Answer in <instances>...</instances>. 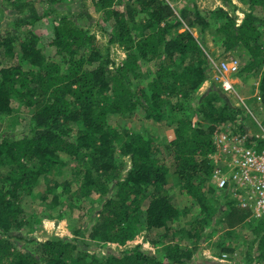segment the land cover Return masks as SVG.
Masks as SVG:
<instances>
[{
    "label": "trees",
    "instance_id": "obj_1",
    "mask_svg": "<svg viewBox=\"0 0 264 264\" xmlns=\"http://www.w3.org/2000/svg\"><path fill=\"white\" fill-rule=\"evenodd\" d=\"M36 1L0 0L13 17L7 29L0 27L6 58V65H0V264H189L214 234L221 231L225 238L245 222L253 245L243 264H264L262 217L249 218V210L236 207L209 182L214 131L234 124L238 116L240 132L246 124L243 110L220 91L210 87L197 94L210 79V64L202 41L191 31L210 30L222 38L225 50L246 54L241 72L259 74L264 107V18L255 13L264 0H236L246 8L239 25L231 0L220 1L233 13L216 8L206 14L195 5L175 13L165 0H96L95 9L112 27L108 43L126 53L115 68L90 33L92 17L84 8L71 18H59L42 35L34 32L35 24L57 9L51 0L38 16ZM82 18L86 27L75 23ZM143 64L156 69L150 81L137 83L150 75ZM12 102L31 110L18 117L24 132L20 137L5 128L4 118L16 113ZM137 109L146 120L169 129L163 148L172 165L161 160V144L151 135L125 128L117 132L109 125L110 115L130 118ZM67 167V178L38 195L45 201L60 187L62 195H69L67 209L53 206L42 216L30 213L24 199H34L44 177ZM170 172L191 199L189 208L179 210L172 203L165 188ZM60 203L58 195L50 202ZM192 209L193 218L183 229L179 217ZM43 219L70 223V237L36 240L32 234ZM152 230H161L159 242L167 241L162 256L140 245L108 246H125ZM19 241L36 246L20 248ZM212 253L222 261L198 259L199 264H241L229 240H217Z\"/></svg>",
    "mask_w": 264,
    "mask_h": 264
},
{
    "label": "rangeland",
    "instance_id": "obj_2",
    "mask_svg": "<svg viewBox=\"0 0 264 264\" xmlns=\"http://www.w3.org/2000/svg\"><path fill=\"white\" fill-rule=\"evenodd\" d=\"M115 1L117 2V0ZM124 1L126 0H123V2ZM165 1L170 4L172 9L175 11V13L180 12V10L184 7H190L191 5H195L198 11L204 14L211 12L216 8H224L230 13L234 12L237 25H239L242 21L243 18L242 12L246 10V8L236 0H231L232 5L235 6L233 12H231L232 8L225 7L220 0H165ZM0 9H1L0 17L4 15V12L5 14L8 13L6 18L0 21L1 24L0 27L7 29L12 24L13 17L11 16V13L9 11H5L6 10L5 6H0ZM255 13L264 18V7L261 9H257ZM65 16L68 18L72 17L71 13L69 12H67ZM75 23L86 26L87 21L82 18V20H75ZM33 30L37 34H42L43 32V30H38V28H34ZM92 31L93 33L91 34L95 36L96 42L99 44L104 54L107 53L110 61H113L112 68L117 67L116 66L117 64L119 66L122 63V61L125 59L126 53L122 47H119V45L108 43V33L112 31V27L110 23L104 22V24L102 25L100 24L96 25L95 28H92ZM179 31H182V29H180ZM191 31L194 37L202 41L204 48L207 50V54L209 57V64H210V79L209 81H206L202 84L197 94H202L210 87L213 88L214 90L220 91V95L224 99L229 100L228 102L234 107H236L235 104H240V108L243 110V115L245 116L244 122L246 124V127L248 126L247 128L249 129V132L253 135L259 134L261 129L264 128V107L261 105L260 100L257 99V96H259V91H258L259 74H246L244 72H241L247 60L246 54H244L240 49L225 50L222 44V38L219 35L214 37L211 34L210 30H206L204 33H200L199 29L195 27L192 28ZM44 34L45 33L43 32L42 35ZM260 42L262 45H264V33ZM49 56L53 57L52 52H50ZM231 59L236 61L239 70L236 74L229 75V79L232 85L234 86L235 93L226 94L220 89L219 81L221 75L218 70L220 68L221 63L228 62ZM5 60L6 58L3 54V50L0 49V65H6ZM143 65H144V69L147 70L150 75H147L144 79H140L136 81L137 83H145L147 81H150L153 78V75L151 74L156 69L154 64H143ZM223 75L228 77L227 76L228 73L226 72L223 73ZM220 103H222V101H219L217 103V106ZM12 106L15 108L16 113H14L10 117L4 118L5 128L10 131H14L15 135L17 137H20L24 132L20 123H18V117H21L22 115L25 114H30L31 110L19 106V104L16 102H12ZM108 123L117 132H122L123 129L125 128L126 130L132 133L140 134L145 137L151 135L157 143L161 144L160 145L161 160H163V162L168 166L172 165L171 159L165 154L166 152H164V148H163L166 139L170 136L169 129L163 124L146 120L144 118L143 113L139 109L135 110L133 116L130 118L122 117L118 114H112L108 118ZM122 159L124 161H127V163H129L127 158L124 157ZM69 173L70 171L67 167V169L64 168V170L62 171L60 170L53 175H50L46 178L44 177V179L40 181V184L36 189V197L34 199L31 198L24 199V203L27 206V210L30 213L34 214L35 216H37V214H39V216H42L43 213H48V210H51L53 206L66 210L69 201V195H62L60 193L61 192L60 187L58 188L56 187L55 190L51 192V194H49L48 198L45 201H41L38 195L42 193L46 187H53L54 181H58V182L63 181V177L67 178ZM209 182H211V177L209 179ZM165 188L167 190L170 199L172 200V203H174V205L179 210L189 208L191 199L185 193L183 188L179 185L175 175H173L171 172L169 174L168 182ZM76 189H77L76 186L74 184H71L70 191L75 192ZM218 192H217V196L220 195L218 194ZM54 195H58L59 200L61 202L59 205L50 204L51 199ZM90 199L94 204V206L97 207L98 204L96 200H94L95 196L91 197ZM143 205H144L143 208H145L147 202H144ZM75 213H78V211L75 210ZM193 213H194V209L190 210L188 214H184L179 217L178 224L180 225V227H182L183 229L188 227L190 221L193 218ZM262 219L264 220V216L262 217ZM66 220L71 221L72 217L67 215ZM41 221L42 222L40 223V229L34 232V234H32V237L36 238V240L44 241L51 236L70 237L71 235L69 230L70 223L66 224L67 222L55 221L51 219H43ZM245 223H242L241 225L236 226L233 229L229 230L228 232L229 235H227L225 238H221V236H223L224 234L223 232L218 231V233L214 234V236L211 239H209L206 243H203L201 245V248L198 251L199 254H197L193 258V261L190 263L199 264L198 259L200 260L202 259L204 261L206 260L222 261L221 259H218L213 255L212 248L214 247V243L217 240L220 239L224 241L225 239V240H229L230 246L234 248V253L232 255L234 256L236 261L243 264L244 260L247 258V255L251 254L252 251L251 247L253 245V242L251 243L253 238V235L251 234L250 231L251 229L247 228L246 226L247 224ZM218 226L219 223L216 222L215 227ZM161 233H162L161 230H152L149 232L142 231L133 241L127 243L125 246L120 247L112 244H109L108 246H110L115 250H122V249H132L136 245H140L142 249L151 250L156 255L162 256L163 247L167 241L159 242L161 241L159 239V235ZM17 245L20 248L26 247L27 249H34L36 246V244L26 245L24 241H19Z\"/></svg>",
    "mask_w": 264,
    "mask_h": 264
},
{
    "label": "built area",
    "instance_id": "obj_3",
    "mask_svg": "<svg viewBox=\"0 0 264 264\" xmlns=\"http://www.w3.org/2000/svg\"><path fill=\"white\" fill-rule=\"evenodd\" d=\"M238 70L236 61L232 59L221 63L219 82L224 93H235L229 75L236 74ZM225 72L228 77L223 75ZM257 99L260 100L259 96ZM235 106L240 108V104ZM240 124L242 120L238 116L234 124L217 128L213 133L215 151L209 157L211 184L233 200L236 207L249 210V218H261L264 216V143L260 142H264V128L253 135L248 126H243L244 130L240 132Z\"/></svg>",
    "mask_w": 264,
    "mask_h": 264
},
{
    "label": "crops",
    "instance_id": "obj_4",
    "mask_svg": "<svg viewBox=\"0 0 264 264\" xmlns=\"http://www.w3.org/2000/svg\"><path fill=\"white\" fill-rule=\"evenodd\" d=\"M50 1L51 0H37L35 2V11L38 16L43 15V13L51 7V5H49ZM95 1L96 0H55L52 7L57 9L56 12L53 15L43 17L35 24L34 28L43 30V32L47 34L53 25L58 22L59 18L65 16L67 12L71 13V15H74L80 9L79 7H81L84 8L85 12H87L92 17L89 30L90 33H93L92 28H95L96 25H102L104 22H107L102 18L101 11L95 9Z\"/></svg>",
    "mask_w": 264,
    "mask_h": 264
}]
</instances>
